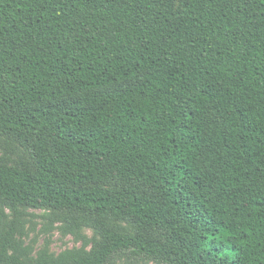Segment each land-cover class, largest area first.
<instances>
[{"label":"trees","instance_id":"obj_1","mask_svg":"<svg viewBox=\"0 0 264 264\" xmlns=\"http://www.w3.org/2000/svg\"><path fill=\"white\" fill-rule=\"evenodd\" d=\"M0 142V264H264V0H0Z\"/></svg>","mask_w":264,"mask_h":264},{"label":"rangeland","instance_id":"obj_2","mask_svg":"<svg viewBox=\"0 0 264 264\" xmlns=\"http://www.w3.org/2000/svg\"><path fill=\"white\" fill-rule=\"evenodd\" d=\"M0 144L2 143L0 142ZM2 157L3 152L0 148V158ZM23 160H27V158H23ZM4 212L9 217V219H11L10 212L8 210ZM25 213L26 216L19 220V222H21V220L25 221L24 227L22 224L20 225L24 233V235L21 237V241L22 247L30 248L31 253L28 256L32 262L40 251H44V248L48 254L58 256L65 250H76L82 247V240H77L72 235H65L61 233L60 222L55 223L50 230L45 229L46 221L41 218L43 213L42 210L27 209L25 210ZM81 235L88 241V246L86 247L87 251L93 245L92 240L99 238L95 231L88 227H83L81 230ZM7 253H10V250H8ZM114 262L115 264H160L152 260L137 261L128 255L122 254L116 256Z\"/></svg>","mask_w":264,"mask_h":264}]
</instances>
